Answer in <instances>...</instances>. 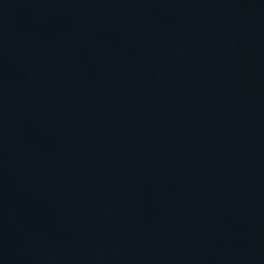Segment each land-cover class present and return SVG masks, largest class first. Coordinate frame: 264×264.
I'll return each mask as SVG.
<instances>
[{
  "label": "water",
  "instance_id": "obj_1",
  "mask_svg": "<svg viewBox=\"0 0 264 264\" xmlns=\"http://www.w3.org/2000/svg\"><path fill=\"white\" fill-rule=\"evenodd\" d=\"M264 0H0V259L148 148Z\"/></svg>",
  "mask_w": 264,
  "mask_h": 264
}]
</instances>
